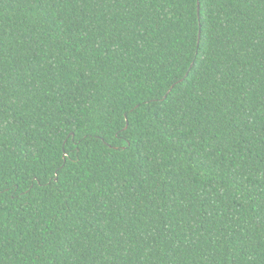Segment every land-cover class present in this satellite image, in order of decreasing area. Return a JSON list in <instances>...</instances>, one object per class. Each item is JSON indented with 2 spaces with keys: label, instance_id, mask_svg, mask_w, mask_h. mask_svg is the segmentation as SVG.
I'll return each instance as SVG.
<instances>
[{
  "label": "trees",
  "instance_id": "trees-1",
  "mask_svg": "<svg viewBox=\"0 0 264 264\" xmlns=\"http://www.w3.org/2000/svg\"><path fill=\"white\" fill-rule=\"evenodd\" d=\"M0 264H264V0H0Z\"/></svg>",
  "mask_w": 264,
  "mask_h": 264
}]
</instances>
